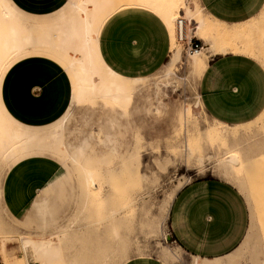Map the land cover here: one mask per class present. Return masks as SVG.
Here are the masks:
<instances>
[{
	"label": "rangeland",
	"instance_id": "1",
	"mask_svg": "<svg viewBox=\"0 0 264 264\" xmlns=\"http://www.w3.org/2000/svg\"><path fill=\"white\" fill-rule=\"evenodd\" d=\"M72 1L41 19L23 16L7 3L11 12H0V81L14 61L41 54L61 64L73 87L66 69L70 57L61 49L60 32L56 30L68 16L77 14L70 7ZM100 1L105 8L95 13L96 24L105 18L109 6L122 2ZM183 2L228 23L252 17L236 26L240 33L233 41L222 40L214 30L207 37L196 36L204 61L197 71L190 67L191 54L187 56L186 48L177 42L180 54L172 76L165 75L167 62L139 82L128 81V85L137 86L129 104L84 94L86 102L73 107L64 125L62 139L71 157L53 152L32 138L33 134L50 136L58 121L29 130L7 117L0 107V234L22 233L38 238L40 234L57 233L63 264H163L161 258H169L170 264H194V256H199L185 252L177 227L186 222L185 227L193 233L203 225L204 201L197 199L202 184L221 179L237 189L248 211L247 240L237 248L234 264H264V212L259 209H264V102L256 116L238 124L212 119L199 102L215 54L231 52L248 57L246 60L254 66L258 64L264 81V0ZM46 32V36L41 35ZM99 71L105 80L124 82L102 68ZM173 77L177 79L174 87L167 81ZM124 98L127 95L120 99ZM226 151L236 154L240 162L229 169L228 175L217 165ZM29 156L39 157L20 160L7 173L25 161L40 160L52 162L51 171L56 164L58 176L33 192L19 212L10 211L9 217L2 205L5 171ZM80 166L94 171L92 187L84 183ZM25 177L18 181L19 186ZM172 191L167 210L160 214L161 200ZM186 236L192 239V234ZM13 242L11 250L20 252L17 241Z\"/></svg>",
	"mask_w": 264,
	"mask_h": 264
},
{
	"label": "crops",
	"instance_id": "2",
	"mask_svg": "<svg viewBox=\"0 0 264 264\" xmlns=\"http://www.w3.org/2000/svg\"><path fill=\"white\" fill-rule=\"evenodd\" d=\"M68 1L6 0L19 14L36 19L55 14ZM128 9L109 15L100 26L98 51L104 64L119 76L139 79L153 74L168 62L165 75L172 76L173 66L178 60L172 62L175 50L171 48L170 51V36L165 22L153 11ZM212 56L207 80L199 93V102L207 115L226 124L242 123L256 116L264 102V81L258 64L254 66L246 60L248 57L231 52ZM167 81L173 87L177 83L176 77ZM71 91L70 77L59 62L46 55H29L14 61L3 73L0 107L15 123L36 130L56 123L68 111L72 101ZM135 93L114 102L129 104ZM37 157L19 159L5 173L20 160ZM53 165L51 171L52 162L29 160L7 173L2 205L9 217L12 216L10 211L19 212L26 206L33 192L49 185L47 182L52 178H57V167ZM48 175L53 176L47 179ZM25 176H32V179ZM24 177L26 181L19 186L18 181ZM197 199L200 203L202 199L204 201L206 220L193 233H189L190 228L187 229L186 222H183L182 226L177 227V235L189 256L198 255L211 260L223 258L233 252L245 236L248 222L245 201L233 185L221 179L206 180ZM189 217L191 219L193 215ZM186 234H192V239H187ZM11 244H14L13 240L6 241L5 249L13 252L9 247ZM161 261L163 264L171 263L169 258H161Z\"/></svg>",
	"mask_w": 264,
	"mask_h": 264
},
{
	"label": "bare ground",
	"instance_id": "3",
	"mask_svg": "<svg viewBox=\"0 0 264 264\" xmlns=\"http://www.w3.org/2000/svg\"><path fill=\"white\" fill-rule=\"evenodd\" d=\"M183 1L184 0H122L121 4L119 3L120 5L117 4L118 6H114L112 8L109 6L107 8L105 18L116 13L118 10L122 11L135 7L155 12L165 22L164 24L169 31L170 46L173 50H175L172 62L176 61L180 54V49L177 42L181 47L183 46V42L178 40L179 36L181 38L186 37L188 39H190L192 36L207 37L211 30H214L215 35L222 40L232 39L233 41L236 36L238 37L240 32L238 30L239 28L236 26L242 24L244 21L237 23L223 22L212 17L209 13L202 14L201 9L197 8L195 4L191 6V4L188 2L184 3ZM70 7L75 12H77V14L68 16L66 20L58 24L56 30L60 32L59 45L61 49L64 50L66 54H69L70 57V60L66 65V69L70 72L73 80L71 105L68 111L55 124V130L50 134V136H38L36 134L32 135V138L37 141L38 144L43 145V147L49 148L57 153L66 154L68 156L69 153L67 152L62 138L66 118L70 114L73 107L86 102V100H84L85 95L91 98H109L113 101L119 100L121 97L126 95L127 97H130L136 92L137 86L128 85L127 82H139L142 80V78L131 79L115 74L104 64L99 54V29L105 18H102L99 21V24H96L95 13L105 8L104 2H101L100 0H73L70 4ZM0 8V12L3 14L11 12L10 7L7 3H5L4 0L1 1ZM10 30L14 29L10 28ZM47 34L48 32L41 35L46 36ZM231 49L234 53H236V48L233 46V43ZM201 50L202 46L196 50L187 49L186 51L187 56L191 54L189 62L192 70H196L204 65V61L201 58ZM98 66L100 69L102 68V70L108 72L110 76L118 77L124 80V82H116L112 79L105 80L102 77ZM187 109L188 107L186 106V110ZM12 136L16 135L12 134ZM198 161L201 162V158H198ZM238 163L240 164L238 156L231 151H226L217 159V165L223 170V174L229 173V169L231 170V168H234ZM80 167L82 170L80 171L82 173L84 183L89 187H92V185L95 184L94 171L84 166ZM146 178L147 177L144 175L143 179ZM232 178L234 179L233 176ZM250 179L249 182H251ZM236 185H238V183ZM256 195L254 197H256ZM172 196L173 191L161 200L159 204V212H161L160 214L167 210ZM253 199L254 201L256 200V198ZM259 209L263 210L262 212H264V209ZM261 210L259 212L261 215H263ZM0 235L1 264H63L61 257V243L58 240L59 236L57 233L45 235L40 234L38 238H33L28 234L22 233H1ZM9 240L17 241L20 252L14 253V251L11 252L5 249V243ZM246 240L247 238L245 236L239 245L244 243ZM237 248L225 257L215 260L204 259L200 257L198 258L194 256L196 258L194 264H234L237 260L236 258L238 257ZM168 256H170V254H168L167 257ZM213 261H215V263H212Z\"/></svg>",
	"mask_w": 264,
	"mask_h": 264
},
{
	"label": "built area",
	"instance_id": "4",
	"mask_svg": "<svg viewBox=\"0 0 264 264\" xmlns=\"http://www.w3.org/2000/svg\"><path fill=\"white\" fill-rule=\"evenodd\" d=\"M178 40L183 42V46L184 48L189 49V50H196L201 48V45L198 42V38L196 37H191L190 39L186 38V37H178ZM0 264H1V258H0Z\"/></svg>",
	"mask_w": 264,
	"mask_h": 264
}]
</instances>
